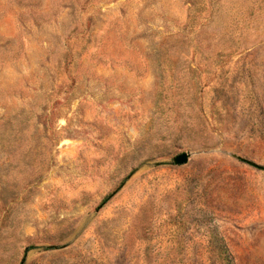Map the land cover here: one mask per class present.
I'll return each instance as SVG.
<instances>
[{"label": "rangeland", "instance_id": "374dc122", "mask_svg": "<svg viewBox=\"0 0 264 264\" xmlns=\"http://www.w3.org/2000/svg\"><path fill=\"white\" fill-rule=\"evenodd\" d=\"M263 169L264 0H0V264H264Z\"/></svg>", "mask_w": 264, "mask_h": 264}, {"label": "water", "instance_id": "95a60500", "mask_svg": "<svg viewBox=\"0 0 264 264\" xmlns=\"http://www.w3.org/2000/svg\"><path fill=\"white\" fill-rule=\"evenodd\" d=\"M190 155L183 153L174 158L173 163L176 166H184L189 162Z\"/></svg>", "mask_w": 264, "mask_h": 264}, {"label": "trees", "instance_id": "16d2710c", "mask_svg": "<svg viewBox=\"0 0 264 264\" xmlns=\"http://www.w3.org/2000/svg\"><path fill=\"white\" fill-rule=\"evenodd\" d=\"M264 170V169H263ZM112 197V194L111 195H109V196H107L104 200H103V202H102V205L103 204H106L109 200H110V198ZM33 249V247H30V248H28L27 250H26V253H28L30 250H32Z\"/></svg>", "mask_w": 264, "mask_h": 264}]
</instances>
